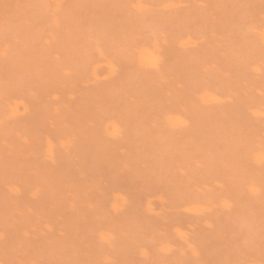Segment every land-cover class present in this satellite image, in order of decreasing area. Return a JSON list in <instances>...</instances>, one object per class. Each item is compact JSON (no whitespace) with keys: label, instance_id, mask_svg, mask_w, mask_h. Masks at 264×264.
<instances>
[{"label":"rangeland","instance_id":"1","mask_svg":"<svg viewBox=\"0 0 264 264\" xmlns=\"http://www.w3.org/2000/svg\"><path fill=\"white\" fill-rule=\"evenodd\" d=\"M262 34L264 0H0V264H264Z\"/></svg>","mask_w":264,"mask_h":264},{"label":"bare ground","instance_id":"2","mask_svg":"<svg viewBox=\"0 0 264 264\" xmlns=\"http://www.w3.org/2000/svg\"><path fill=\"white\" fill-rule=\"evenodd\" d=\"M261 38L262 39H264V36H263V34L261 35ZM138 49H136V51H137ZM135 51V50H134ZM143 52L145 53V51L143 50ZM138 53V52H137ZM140 53H141V51H140ZM140 53L138 54V55H140ZM141 57H143L142 56V54H141ZM144 58V57H143ZM102 59H103V57H102ZM101 61H104V63L103 64H105V66H107V69H108V73H111L112 72V69H113V64H112V62H110V61H108V60H101ZM141 62L143 63V59L141 60ZM140 62V63H141ZM253 68V67H252ZM93 69V68H92ZM253 71H256V68H254L253 69ZM106 75V74H105ZM108 76V75H107ZM199 97L202 99V100H206V101H215L216 100V96L212 93V92H208V91H204V92H202L200 95H199ZM253 113V115H255V116H260L261 115V113L259 112V111H253L252 112ZM165 120L168 122V123H170L173 127H178V126H181L182 124H183V119L181 118V117H179V116H170V115H168V116H166L165 117ZM113 122H110L109 124V126L111 127V134L112 135H114V136H116L120 131H119V129H118V126L115 124V123H113ZM106 130H107V128H106ZM107 132V131H106ZM110 135V134H109ZM46 148H47V153L48 154H50V152H51V144L50 143H46ZM254 160H255V162H257V163H261L262 161H264V156L261 154V153H256V154H254ZM249 191H251L252 192V187H249ZM198 209L197 207H189V208H186L185 209V211H190V210H195V209ZM173 232L175 233V235H176V237L178 238V240L180 241V242H183V243H185V245H186V247L187 248H190L189 249V251L191 252V246L190 245H188V244H186V242H187V240H186V233L183 231V230H181V229H174L173 230ZM102 233H104V234H102L101 235V237H103V238H105V239H107V240H109V238L111 237L110 236V234H106L105 232H102ZM98 236H100V235H98ZM168 248V246H163L162 247V250H164V249H167Z\"/></svg>","mask_w":264,"mask_h":264}]
</instances>
